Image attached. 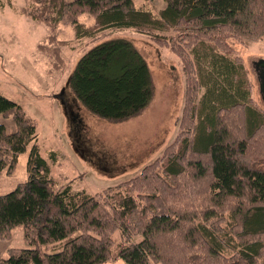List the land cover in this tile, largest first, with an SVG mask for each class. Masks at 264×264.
Segmentation results:
<instances>
[{"label": "trees", "instance_id": "trees-1", "mask_svg": "<svg viewBox=\"0 0 264 264\" xmlns=\"http://www.w3.org/2000/svg\"><path fill=\"white\" fill-rule=\"evenodd\" d=\"M36 2L29 16L53 30L70 25L77 38L111 28L149 34L184 61L186 96L181 129L164 155L138 176L90 194L58 188L35 120L0 92V117L15 125L9 131L0 122V175L14 172L29 150L28 179L0 194V237L22 226L27 244L0 264H264V168L250 158L253 139L264 133V111L228 42L264 39V0H165L157 14L134 0ZM84 14L92 25L79 22ZM49 40L39 51L61 65L59 48L48 46L54 36ZM68 86L92 115L114 122L140 115L155 96L148 61L121 37L89 49ZM230 114V124H239L234 131Z\"/></svg>", "mask_w": 264, "mask_h": 264}, {"label": "rangeland", "instance_id": "rangeland-1", "mask_svg": "<svg viewBox=\"0 0 264 264\" xmlns=\"http://www.w3.org/2000/svg\"><path fill=\"white\" fill-rule=\"evenodd\" d=\"M134 2L136 7L154 14L166 4L165 0ZM3 3L4 7L0 8V92L20 104L35 120L40 153L51 166V176L58 188L70 186L73 191L96 194L138 176L146 165L164 155L181 129L186 72L180 56L135 28H111L94 37L77 38L70 25L61 22L53 30L50 24L29 16L39 7L36 0H3ZM93 19L84 14L79 22L90 26ZM52 35L55 40L48 46L59 48L60 57L64 59L61 65L55 56L50 59L39 51V44L49 43ZM118 37L134 42L148 61L155 96L140 115L114 122L92 115L76 100L68 85L78 60L89 49ZM228 42L231 52L246 67L254 105L264 111L255 66L257 61L264 59V39L247 44L231 38ZM54 61L56 63H52ZM65 100L72 103L67 104ZM226 117L229 119L226 123L231 125L233 115ZM0 122L14 131L11 119L0 117ZM235 124L239 128V124ZM231 126L234 131L235 126ZM28 156L29 150L19 156L14 172L4 171L0 175V194L11 192L18 183L28 179ZM250 158L258 160L254 166L264 168L263 132L253 139ZM242 159L246 161L247 157ZM115 238L117 243L122 241L120 231ZM26 244L22 226L12 230L9 239L0 237V260L7 258L11 249L23 248ZM106 264L126 263L115 259Z\"/></svg>", "mask_w": 264, "mask_h": 264}, {"label": "water", "instance_id": "water-1", "mask_svg": "<svg viewBox=\"0 0 264 264\" xmlns=\"http://www.w3.org/2000/svg\"><path fill=\"white\" fill-rule=\"evenodd\" d=\"M256 69L258 71V78L260 82V90L264 100V59H260L255 63Z\"/></svg>", "mask_w": 264, "mask_h": 264}, {"label": "flooded vegetation", "instance_id": "flooded-vegetation-1", "mask_svg": "<svg viewBox=\"0 0 264 264\" xmlns=\"http://www.w3.org/2000/svg\"><path fill=\"white\" fill-rule=\"evenodd\" d=\"M65 101L67 102V104H69L68 102H71L70 100H65ZM71 103H72V102H71ZM69 107L72 108L71 105H69ZM69 107H68V108H69ZM82 151H84V149H82Z\"/></svg>", "mask_w": 264, "mask_h": 264}, {"label": "bare ground", "instance_id": "bare-ground-1", "mask_svg": "<svg viewBox=\"0 0 264 264\" xmlns=\"http://www.w3.org/2000/svg\"><path fill=\"white\" fill-rule=\"evenodd\" d=\"M258 62V61H257ZM257 70V69H256ZM260 83V82H259Z\"/></svg>", "mask_w": 264, "mask_h": 264}]
</instances>
